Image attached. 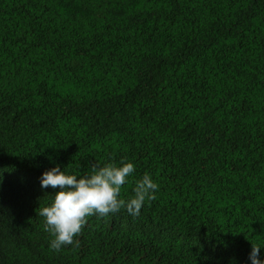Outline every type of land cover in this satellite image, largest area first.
I'll return each instance as SVG.
<instances>
[{"label": "trees", "instance_id": "trees-1", "mask_svg": "<svg viewBox=\"0 0 264 264\" xmlns=\"http://www.w3.org/2000/svg\"><path fill=\"white\" fill-rule=\"evenodd\" d=\"M122 160L157 198L51 250L42 174ZM252 243L264 0H0V264H250Z\"/></svg>", "mask_w": 264, "mask_h": 264}, {"label": "clouds", "instance_id": "clouds-1", "mask_svg": "<svg viewBox=\"0 0 264 264\" xmlns=\"http://www.w3.org/2000/svg\"><path fill=\"white\" fill-rule=\"evenodd\" d=\"M136 167L133 162L120 161L99 166L91 165L86 174H68L60 165L45 171L40 180L41 188L59 189L49 206L39 207L37 215L44 218V229L52 239L50 249L60 251L71 246L84 225L87 217H106L122 209L133 217H139L146 202L157 198L159 184L151 174L145 173L135 179ZM132 183L133 195L127 199L121 196L126 184ZM261 245L252 243L249 253L250 264H264Z\"/></svg>", "mask_w": 264, "mask_h": 264}]
</instances>
